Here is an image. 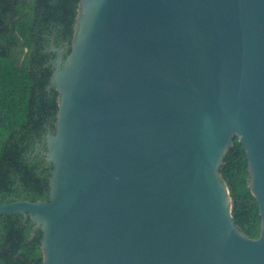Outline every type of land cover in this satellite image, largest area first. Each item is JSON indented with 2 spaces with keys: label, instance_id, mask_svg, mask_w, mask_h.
<instances>
[{
  "label": "water",
  "instance_id": "1",
  "mask_svg": "<svg viewBox=\"0 0 264 264\" xmlns=\"http://www.w3.org/2000/svg\"><path fill=\"white\" fill-rule=\"evenodd\" d=\"M50 50L49 200L0 204L42 264H264V0H80L70 53ZM236 138L258 238L220 175Z\"/></svg>",
  "mask_w": 264,
  "mask_h": 264
},
{
  "label": "trees",
  "instance_id": "2",
  "mask_svg": "<svg viewBox=\"0 0 264 264\" xmlns=\"http://www.w3.org/2000/svg\"><path fill=\"white\" fill-rule=\"evenodd\" d=\"M79 1L0 0V204L49 200L52 166L44 140L55 132L59 103L51 84L57 55L50 47L64 48V57L70 53ZM220 175L230 191L236 226L258 238L259 205L248 185L247 154L238 138ZM41 241L42 232L30 216L0 215V264H42Z\"/></svg>",
  "mask_w": 264,
  "mask_h": 264
},
{
  "label": "flooded vegetation",
  "instance_id": "3",
  "mask_svg": "<svg viewBox=\"0 0 264 264\" xmlns=\"http://www.w3.org/2000/svg\"><path fill=\"white\" fill-rule=\"evenodd\" d=\"M62 49H64V48H62ZM54 64H55V61H54Z\"/></svg>",
  "mask_w": 264,
  "mask_h": 264
}]
</instances>
